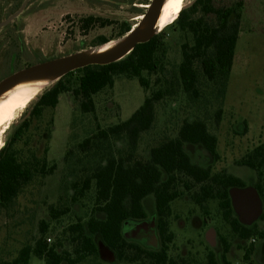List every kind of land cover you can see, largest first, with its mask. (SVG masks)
<instances>
[{"label": "rangeland", "instance_id": "374dc122", "mask_svg": "<svg viewBox=\"0 0 264 264\" xmlns=\"http://www.w3.org/2000/svg\"><path fill=\"white\" fill-rule=\"evenodd\" d=\"M24 0H0V21L6 19L21 6ZM152 0H29L24 11L8 25L0 29V80L13 72L29 65L68 55L79 51H88L100 47L99 37L108 41H118L126 36L121 33L122 24L131 28L139 25L141 16L147 11ZM194 0H185L184 8ZM234 0H215L216 5H228ZM94 16L109 20L101 25L95 23L84 27L83 19ZM178 17V16H177ZM176 17V18H177ZM176 18L174 20H176ZM168 23L163 30L172 22ZM166 40L168 52L165 56V70L158 74L145 76L150 80V88L142 87L137 77L118 75L113 87H106L94 95L95 111L83 112L80 101L72 93L59 94L55 107H47L42 117L33 120L30 133L34 138L30 143L37 153L43 155L48 165L56 163L52 174L37 177L26 185L18 195L15 204L9 209H0V264L15 258L21 248L32 246L34 238L39 236L41 220L49 218L51 205L60 206L70 198L72 183L90 174L102 154L108 152L124 153L127 150L123 140H112L106 148L81 151L79 144L92 136L99 128H107L128 119L144 102L146 95L158 88L157 78L171 76L181 62V45L186 35L173 27H167ZM161 32V31H159ZM158 32V33H159ZM57 80H47L44 89L27 103L26 107L14 111L18 116L5 132L1 133V147L24 128V122L30 119L34 108L41 103L45 94L54 90ZM213 102V99L211 100ZM203 100L194 102L182 92L165 97L156 105V120L152 128L142 133L136 153L140 157H149L150 149L167 137L176 135L185 118L194 119L197 110L206 108ZM209 115L204 116L210 130L218 137L219 159L208 155L201 146L187 147L194 162L212 165L214 172L225 170L241 177L247 186L257 181V172L239 165L249 150L264 142V0H245L242 10L241 30L236 46L234 64L228 82V92L223 106L222 121L216 125L213 112L216 104L209 103ZM23 109L22 111H20ZM200 110V109H199ZM207 114V113H206ZM40 134L44 137L41 138ZM19 146H23L20 142ZM108 145L110 146L109 148ZM46 149L48 151H46ZM96 150V151H95ZM95 187L77 204L71 206L69 213L57 220H51V232L47 235L53 243L69 224L76 222L78 216L88 218L94 205ZM69 201V200H68ZM150 213L154 211L153 196L144 200ZM173 214L170 218L174 241L170 244L169 255L178 258L182 251L189 252V258H195L199 264H208V251L221 250L220 235H231L230 226L219 211L218 201H206V208H199L188 195L172 203ZM195 216L196 224L190 220ZM237 216V214L235 213ZM102 218L103 213H97ZM206 217V218H205ZM185 225L179 226V220ZM206 219V221H205ZM192 222L193 224H191ZM257 238L264 237V220L256 221ZM183 225V224H182ZM213 233L214 246L206 238L207 232ZM130 240H134L129 238ZM231 239L232 246L228 259L234 264H253L244 258L245 247L241 239ZM259 241V239H258ZM134 245L136 241H130ZM143 243V241H139ZM143 245H145L143 243ZM140 245L145 250H150ZM264 246V240H260ZM70 247L69 244H66ZM150 246V245H147ZM151 264L149 260H140L131 264ZM129 261L110 262L102 257H89L79 264H129ZM27 264H47L44 258L30 254Z\"/></svg>", "mask_w": 264, "mask_h": 264}, {"label": "trees", "instance_id": "16d2710c", "mask_svg": "<svg viewBox=\"0 0 264 264\" xmlns=\"http://www.w3.org/2000/svg\"><path fill=\"white\" fill-rule=\"evenodd\" d=\"M244 6L245 0H234L228 5H216L215 0H194L181 9L176 20L167 27H173L191 39L182 43V59L171 76L158 77V88L146 95L143 104L128 119L99 128L79 144L81 151L90 152L101 144L103 149L112 140H123L127 150L118 154H102L90 174L72 183L69 201L60 206H50L49 218L41 220L39 236L34 238L33 245L24 246L15 258L2 264H27L30 254L44 258L47 264H79L89 257H100L98 236L115 252L119 261L150 260L153 264H179L168 256L169 243L173 240V234L169 233L170 202L181 195L183 187L190 190L196 184H201L202 195L197 200L201 207L207 209L206 201L217 200L223 220L230 226L231 235H220V241L223 263L233 264L227 258L232 246L230 238L243 240L258 234L256 222L248 226L239 221L229 194L230 188L246 187V182L226 170L213 173L211 166L202 167L194 163L185 145L201 144L216 158L219 157L218 137L210 130L204 116L209 115L207 105L216 104L212 114L214 122L219 125L222 121ZM83 22L84 27H89L95 23L105 25L109 20L88 16ZM122 25L121 33L124 35L131 26L128 23ZM165 29L149 41L137 44L118 61L78 68L56 81L54 90L43 96L30 119L24 122L23 130L0 149V209L12 207L26 185L37 177L52 174L57 167L56 163L48 165L46 158L30 146L34 138L30 133L31 127L37 129L33 120L42 117L45 108L55 107L61 93H72L80 101L83 112H94V95L106 87H113L118 75L137 77L142 87L149 90L150 80L144 73L158 74L166 68L168 41ZM106 42L105 36L99 37V44ZM179 92L194 102L203 100L206 108L197 110L204 112L203 115L185 118L175 136L163 139L150 149L149 158L138 156L136 149L140 137L152 128L156 120L157 103ZM40 137L44 135L40 134ZM20 142L23 146L18 145ZM237 163L257 172L254 185L264 203V142L249 150ZM92 184L95 199L88 218L78 216L77 221L63 229L62 234L50 244L47 240L51 232L50 221L67 215L71 206L86 196ZM149 194L156 198L157 228L161 240V248L154 252L128 242L122 233L125 220L147 218L143 198ZM97 213H103L104 218L98 217ZM259 219L264 220V211ZM252 251L253 248L245 251L246 260ZM208 262L218 264L213 251L208 253Z\"/></svg>", "mask_w": 264, "mask_h": 264}, {"label": "water", "instance_id": "95a60500", "mask_svg": "<svg viewBox=\"0 0 264 264\" xmlns=\"http://www.w3.org/2000/svg\"><path fill=\"white\" fill-rule=\"evenodd\" d=\"M28 2L29 0H24L18 10L6 19L0 21V29L18 17L26 8ZM164 2L165 0H152L150 5L147 6V11L142 16L139 25L131 28L126 33V36L114 44L112 48L103 52H95V49L74 52L19 69L0 80V95L21 81L38 79L58 80L65 74L78 68L96 64L105 65L124 58L137 44L149 41L159 32L157 25ZM103 44L105 43H102V45ZM229 194L233 209L241 223L250 226L260 218L264 211V203L254 185L232 187L229 190ZM153 228V221H144L140 223H135L134 221L125 222L126 230L131 229V232L134 233L136 231L139 235H144ZM129 235L128 237H132L131 233H129ZM210 235L213 236V233L210 232ZM96 241L100 257L113 260L114 252L99 236L96 238Z\"/></svg>", "mask_w": 264, "mask_h": 264}, {"label": "flooded vegetation", "instance_id": "af4514ba", "mask_svg": "<svg viewBox=\"0 0 264 264\" xmlns=\"http://www.w3.org/2000/svg\"><path fill=\"white\" fill-rule=\"evenodd\" d=\"M141 18H142V16H141ZM189 145L196 146V147H198V146L203 147V145H201V144L186 143L185 147H186V150L187 151H188L187 147H189ZM203 149L205 150V152L208 153L209 156H211V158H214L215 160H218L219 159V157L216 158L212 153H210L209 151H207L204 147H203ZM217 150H218V148H217ZM149 157H150V155H149ZM149 157H145V158H149ZM191 159H192V157H191ZM192 161H193V159H192ZM194 163H196V162H194ZM198 165H200V164H198ZM200 166H202V165H200ZM208 166H211L212 167V165H208ZM208 166H202V167H208ZM221 171H223V170H221ZM221 171H219V172H221ZM212 172L213 173H217V172H214L213 167H212ZM246 185H247V183H246ZM149 195L153 196V201H154V211L152 213L149 212V210L146 208L145 203H144L145 198L147 196H149ZM149 195H147V196H145L143 198V205H144L145 210H146V212L148 214L147 218H145V219H127V220H125L124 223H123V226H122V233H123V236L127 239L128 242H130V241H136L139 244L138 245L135 244V245H137L139 247H141L140 245H143V243H144L146 246L145 245H143V246H145L146 248H150V250H147V251L154 252V251H157V250H159L161 248V240H160V235H159L158 228H157L158 214H157V210H156V198H155V195L154 194H149ZM185 195H188L191 198V201L195 205H197L199 208H202L201 207V204L199 202H197V200H199L201 198V195H202L201 184L200 185L199 184H196L190 190H187L185 187H183V190L181 191V195L170 202L171 215L169 216V222H170V224H169V233H172L173 234V231L171 230V221H170V218H171V216L173 214L172 203H174V201H176L177 199L183 198V196H185ZM191 214H192V211H191ZM192 216H193V214H192ZM102 218H104V217H102ZM195 219H196L195 216H193L190 220H192L193 223L196 224L197 222H196ZM126 221H134L135 223H140V222H144V221H147V222L153 221L154 222V228L150 232L145 233L144 235H139V234L136 233V231L133 233V232H131V229H129V230H126L125 229V222ZM205 221H206V219H205ZM190 223L193 224L192 222H190ZM184 225H185V221L182 220V219L179 220V226H181L183 228ZM129 233L132 234L131 235L132 237H128ZM129 238L134 239V240H130ZM206 238L208 239L210 245L211 246H214L213 236L210 235V232L209 231L207 232ZM258 239H259V241H258ZM261 239L264 240V237L257 238V236H252L250 238L243 239L242 242H241L242 243V246L245 247V250L244 251H246L247 249L253 248V251L250 254V258L248 260V261H251L253 264H264V246L260 245V240ZM139 241H143V243H141ZM173 241H174V234H173V240H172V242ZM172 242L169 243V249H168L169 259H173V260L179 261V264H181V263H184V264H199V262L195 258H189V256H188L189 252H186V250H183L182 251V255H180L178 258L171 257L169 255V250L171 248L170 247V244ZM130 243H132V242H130ZM147 245H150V246H147ZM221 247H222V245H221ZM210 251H213L215 253V255L217 257V260H218V264H224L223 261H222L223 248H221V250H217L216 252H215V250L210 249L208 251V253ZM229 252H230V250H229ZM228 253H227V258H228ZM245 253L246 252H244V258H245ZM207 257H208V254H207ZM109 261L110 262H114V261L116 262L117 261V263L118 262H123V261H119L117 259L115 252H114V259L113 260H109ZM124 261L127 262V260H124ZM129 262H130L129 264H131V263H135V262H138V261H129ZM141 263H144V262H141ZM144 264H146V263H144ZM151 264H153L152 261H151ZM208 264H209V262H208Z\"/></svg>", "mask_w": 264, "mask_h": 264}, {"label": "bare ground", "instance_id": "6f19581e", "mask_svg": "<svg viewBox=\"0 0 264 264\" xmlns=\"http://www.w3.org/2000/svg\"><path fill=\"white\" fill-rule=\"evenodd\" d=\"M184 3L185 0H165L158 19L159 31H162L168 23L179 15L181 9L184 8ZM113 46L114 41H108L97 47L95 52H103ZM47 83V79L21 81L0 95V127H3L1 133L5 132L10 123L18 116L14 110L26 107V103L41 92Z\"/></svg>", "mask_w": 264, "mask_h": 264}, {"label": "crops", "instance_id": "0c3cea01", "mask_svg": "<svg viewBox=\"0 0 264 264\" xmlns=\"http://www.w3.org/2000/svg\"><path fill=\"white\" fill-rule=\"evenodd\" d=\"M235 55H236V53H235ZM234 59H235V57H234ZM233 64H234V62H233ZM233 67V66H232ZM232 71V70H231ZM227 92H228V88H227ZM226 96H227V93H226Z\"/></svg>", "mask_w": 264, "mask_h": 264}, {"label": "built area", "instance_id": "2783aa9c", "mask_svg": "<svg viewBox=\"0 0 264 264\" xmlns=\"http://www.w3.org/2000/svg\"><path fill=\"white\" fill-rule=\"evenodd\" d=\"M48 241H50L51 239L50 238H47Z\"/></svg>", "mask_w": 264, "mask_h": 264}]
</instances>
